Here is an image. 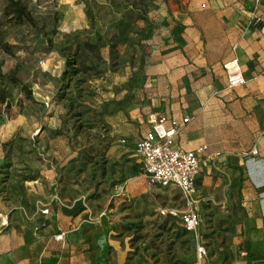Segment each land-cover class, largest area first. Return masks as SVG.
Instances as JSON below:
<instances>
[{"label":"rangeland","instance_id":"1","mask_svg":"<svg viewBox=\"0 0 264 264\" xmlns=\"http://www.w3.org/2000/svg\"><path fill=\"white\" fill-rule=\"evenodd\" d=\"M22 1L36 26L12 24L0 0V39L12 51L0 48L3 229L27 193L20 181H49L53 170L57 184L43 183L37 195L57 192L66 210H87L102 243L124 250V264L195 263L194 233L160 214L186 200L148 182L135 142L151 110L192 118L209 103L220 118L226 73L220 65L193 69L190 55L235 57L243 44L261 47L264 0ZM213 211L228 212L214 220ZM240 212L237 204L215 206L197 232L213 228L204 238L230 241Z\"/></svg>","mask_w":264,"mask_h":264},{"label":"crops","instance_id":"2","mask_svg":"<svg viewBox=\"0 0 264 264\" xmlns=\"http://www.w3.org/2000/svg\"><path fill=\"white\" fill-rule=\"evenodd\" d=\"M243 46L244 52L235 57L190 55L194 58L193 69L212 67L217 70L219 65L223 68V64L233 58L241 64L245 83L233 88L227 85L220 118L214 110H207L209 103L204 113H195L192 118L164 112L169 117L190 118L176 135L179 146L195 149L206 145L189 205L197 212L201 223L215 206L226 208L237 204L241 207V224L230 241L204 238L213 228L201 229L202 236L194 233L193 264H199V244L207 251L203 261L210 264H264V38L259 48L256 44ZM152 111L160 110L148 111L146 123ZM149 128L147 123L136 142ZM254 149L256 154H253ZM44 171L48 173L47 170L40 172ZM52 172L49 181L43 180L41 175L20 181L27 193L23 201L13 205L16 210L10 224L0 232V264H124V250L111 241L110 250L108 243H102V231L96 227L97 223L87 220V210L78 213L66 210L57 192L45 199L37 195V189L46 186L43 183L48 182L49 188L57 184L56 173ZM186 207L184 202L179 209ZM227 212H214L212 218L217 220Z\"/></svg>","mask_w":264,"mask_h":264},{"label":"built area","instance_id":"3","mask_svg":"<svg viewBox=\"0 0 264 264\" xmlns=\"http://www.w3.org/2000/svg\"><path fill=\"white\" fill-rule=\"evenodd\" d=\"M227 85L230 88L245 83L242 67L237 58L223 64ZM190 118L169 117L164 112L152 111L147 115L150 128L136 142L135 153L142 163L143 174L152 185L174 187L184 196L187 207L160 209L161 215L178 217L182 227L189 233H197L201 219L189 205L195 192L196 178L200 170V158L206 145L195 149H186L176 143V135L189 122ZM125 140L123 139L122 142ZM257 151L254 149L253 154ZM46 211V210H45ZM7 225L6 220L0 221V232ZM207 255L204 245H197L199 264H210L203 261Z\"/></svg>","mask_w":264,"mask_h":264},{"label":"trees","instance_id":"4","mask_svg":"<svg viewBox=\"0 0 264 264\" xmlns=\"http://www.w3.org/2000/svg\"><path fill=\"white\" fill-rule=\"evenodd\" d=\"M3 13L8 18V20L15 25L28 23L32 26H36L37 24L30 10L27 8V6L22 0H7L3 8ZM0 48L3 49L5 52H12L10 49V45L7 42L2 41L1 39ZM14 82H16V80H14ZM22 90H24L26 93H28V96H30V91L27 89L26 86L22 85ZM0 100L2 102H5L4 93L0 94Z\"/></svg>","mask_w":264,"mask_h":264}]
</instances>
